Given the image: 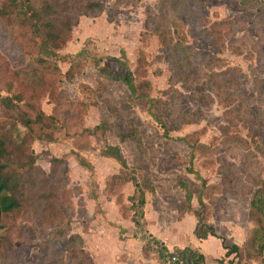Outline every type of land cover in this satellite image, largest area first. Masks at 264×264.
I'll return each instance as SVG.
<instances>
[{"label":"rangeland","instance_id":"374dc122","mask_svg":"<svg viewBox=\"0 0 264 264\" xmlns=\"http://www.w3.org/2000/svg\"><path fill=\"white\" fill-rule=\"evenodd\" d=\"M161 2L105 0L95 15L77 7L71 35L50 48L33 21L0 17V133L15 153L6 171L28 198L0 226V264H79L68 245L77 234L89 264H157V213L166 222L192 214L239 247L232 264H264V0H189L193 15L167 11L191 45L190 87L173 83L154 31ZM100 57L118 76L127 63L161 103L100 74ZM183 113L195 121L181 125ZM109 146L127 167L104 156Z\"/></svg>","mask_w":264,"mask_h":264},{"label":"trees","instance_id":"16d2710c","mask_svg":"<svg viewBox=\"0 0 264 264\" xmlns=\"http://www.w3.org/2000/svg\"><path fill=\"white\" fill-rule=\"evenodd\" d=\"M57 1L58 0L45 2L43 5L36 6L32 0H9V2L4 4L3 7L0 6V17H10L13 14H16L20 16L23 15L24 23L26 24H30L33 21V26L36 28L37 33L43 37L44 47L50 48L51 45L65 41L67 36L71 35L78 17L75 11L77 7L78 10L84 11L90 15L102 13L105 10V0H77L80 1V3H77L73 7L69 6V0L66 1L64 7L58 4ZM240 1L245 5H249L257 0ZM160 7L159 16H157L158 22L154 27V31L158 35L164 53L171 64L173 74L172 81L173 83L181 82L185 84V86L190 87L189 83L196 80L191 65V45L178 35L179 25L176 23L177 20L170 22L169 19L173 15L169 14L167 11L180 15L186 12L188 16H191L197 6L190 4L189 0H162ZM70 13L75 14L74 17L71 16ZM48 53L49 51L46 52V54ZM49 54L53 55L55 53ZM103 62L104 58L100 57L95 61L94 66L98 69L99 73L105 75L107 79L123 82L127 85L134 97L147 98L151 106L154 103H161V101L149 97V95L142 91L143 87L135 83L134 77L132 76L127 63H121L126 71V75L118 76L115 73L110 72L106 66H102ZM233 82H235V80H233ZM140 91H142V93H140ZM151 115L163 129L164 136L170 138V128L167 122L159 117L157 113L151 112ZM189 116V114L183 113L180 124L187 125L193 123L195 120ZM183 140L187 141L186 138ZM12 145L13 141L8 136L6 137L0 133V226H3L4 228L5 225L3 219L8 217L16 218V214L24 210L27 201L26 199H28L26 198L25 190H20L21 188L19 187V184L6 171L12 156L15 154ZM103 154L106 157H111L120 161L124 167H127V162L124 160L119 148L109 146ZM81 163L88 167V163ZM141 194L142 198L140 206H143L146 203L145 193L142 192ZM133 199L134 198H132V200ZM187 201L189 204L192 201V195L190 192L187 194ZM142 217H144L143 211ZM133 222L136 227L143 226L142 221H139L136 216L134 217ZM195 234L201 240H205L209 238V236H217L216 230L213 226L204 223L199 219L196 225ZM153 239L157 246V255L159 259L164 262L169 261L171 257L176 256L179 260L173 264H205L204 254L191 247L185 249L177 248L173 252H170L164 242H161L157 237H153ZM68 245L71 256L76 258L79 264H89L91 262L89 258L87 259L85 254L84 238L82 235L77 234L70 236ZM226 248L228 249L229 255H238L240 250L237 245ZM145 250L146 248H144V251Z\"/></svg>","mask_w":264,"mask_h":264},{"label":"crops","instance_id":"0c3cea01","mask_svg":"<svg viewBox=\"0 0 264 264\" xmlns=\"http://www.w3.org/2000/svg\"><path fill=\"white\" fill-rule=\"evenodd\" d=\"M112 203L117 206L114 201ZM111 204V205H113ZM109 208V206H107ZM106 208V207H105ZM111 216L115 217L112 222H117L119 227H124L121 222V218L116 217L115 208L112 206ZM159 209V208H158ZM118 213V212H117ZM161 213H157V238L161 240V242H164L166 247L170 252H173L175 249L180 248V249H185L187 247H191L200 253L204 254L205 256V264H232V261L235 258V254H228V249L226 247H229L225 243V236L220 235L217 230L216 234L217 236H209V238L205 240L199 239L196 234H195V229L197 225V219L194 215L192 214H185L180 220L177 219L173 222H166L164 219L159 216ZM109 216V217H111ZM113 217V218H114ZM120 220V221H119ZM190 222V232L187 233L186 235L183 234L184 231V225L186 223ZM135 226L131 225V228ZM121 228V230H122ZM215 228V227H214ZM124 229V228H123ZM134 228H132L127 234H124L125 236H130L129 233L133 231ZM194 234V235H193ZM134 240L131 238H128L124 241H121L122 244H129L130 242H133ZM211 244L212 248L209 246ZM128 245V246H129ZM216 249V250H215ZM212 251H215L211 253ZM157 264H166L164 263L163 260L159 259L157 255ZM169 264H172L169 262ZM236 264H239L238 261ZM256 264V263H255Z\"/></svg>","mask_w":264,"mask_h":264},{"label":"built area","instance_id":"2783aa9c","mask_svg":"<svg viewBox=\"0 0 264 264\" xmlns=\"http://www.w3.org/2000/svg\"><path fill=\"white\" fill-rule=\"evenodd\" d=\"M178 260H179L178 257L174 256L170 258L169 262L173 264L175 262H178Z\"/></svg>","mask_w":264,"mask_h":264}]
</instances>
